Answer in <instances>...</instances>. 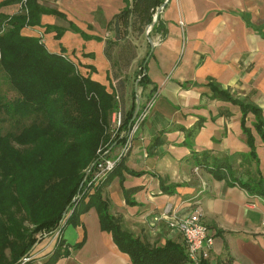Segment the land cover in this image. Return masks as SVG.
<instances>
[{
	"label": "crops",
	"instance_id": "1",
	"mask_svg": "<svg viewBox=\"0 0 264 264\" xmlns=\"http://www.w3.org/2000/svg\"><path fill=\"white\" fill-rule=\"evenodd\" d=\"M37 1L64 13L87 34L102 38L109 33L95 19V11L100 9L108 22L124 6L123 0ZM16 9L7 5L0 12L9 14ZM159 17L165 35L154 34L150 38L152 50L149 48L146 55L148 48L143 44L133 62L135 65L145 58V73L150 80L140 102L154 95L125 158V166L139 175L125 172L122 183L115 177L103 186L109 214L118 217L123 230L156 245L167 239L182 242L168 222L198 206L201 221L213 238L210 264H264V232L260 226L264 196L230 182L235 178L264 181V143L253 128V114L247 113L244 125L254 139L256 161L241 157L248 155L250 147L242 130L240 107L213 97L208 85L215 83L233 97L258 106L264 118V0H167ZM67 20L42 14L41 25L26 32L41 36L50 52L63 48L79 58L80 64L109 69L102 55L103 41L83 39L69 29ZM47 25L64 31L56 39V29L48 31ZM105 75L106 71L91 73L101 83L107 81ZM192 127L194 132L187 137ZM191 150L210 153V161L215 163L225 161L234 175L226 173V178L220 179L205 168L193 167ZM167 206L169 212L163 214ZM59 236L69 253L53 264H131L111 233L101 228L94 207L82 212L79 223L68 225ZM53 239L41 245L26 264H43L49 257L44 254L54 248ZM81 240L80 247L72 248Z\"/></svg>",
	"mask_w": 264,
	"mask_h": 264
},
{
	"label": "trees",
	"instance_id": "2",
	"mask_svg": "<svg viewBox=\"0 0 264 264\" xmlns=\"http://www.w3.org/2000/svg\"><path fill=\"white\" fill-rule=\"evenodd\" d=\"M164 1L123 0L124 6L108 22L97 9L95 19L109 33L105 38L87 34L67 20L64 13L45 8L37 0L0 1V8H17L9 14L0 12V264L28 263L57 231L54 248L44 254L49 257L43 264H53L58 257L68 255L65 240L58 235L68 225H77L80 214L90 207L95 208L101 228L111 233L131 264H195L189 260L183 241L167 239L164 244H150L123 230L118 217L109 214L103 186L115 177L122 183L125 172L139 175L125 166L130 149L97 184L88 186L95 162L100 156L115 158L126 137L120 133H128L136 121V117L132 120L135 99L143 96L150 80L145 73V58L135 65L133 62L143 44L148 54L147 37L165 35L159 15L145 35ZM42 14L67 20L69 29L80 33L83 39L103 41L102 55L109 65L107 85L91 77L93 66L81 64L83 70L77 69L76 58L65 54L63 48L50 52L38 37L26 32L41 25ZM49 28L56 29V39L64 31L47 25L46 30ZM208 85L213 97L240 107L242 130L250 147L248 155L241 157L256 161L254 139L244 125V117L249 112L253 114V128L264 143L261 109L233 97L215 83ZM136 88H140L139 96ZM143 106L144 102H140L137 116ZM114 112L120 113L116 133L111 131ZM194 129L187 131V137ZM209 157L208 152L191 150L193 167L205 168L220 179L226 178V173L229 177L234 175L228 163H215ZM238 181L235 178L230 182L264 196L262 179ZM82 244L83 240L72 248ZM196 264L210 262L207 258Z\"/></svg>",
	"mask_w": 264,
	"mask_h": 264
},
{
	"label": "built area",
	"instance_id": "3",
	"mask_svg": "<svg viewBox=\"0 0 264 264\" xmlns=\"http://www.w3.org/2000/svg\"><path fill=\"white\" fill-rule=\"evenodd\" d=\"M22 3H24V0H22ZM38 38L41 40V36H38ZM153 96L144 102V106L141 108L139 115L136 116V121L132 125L130 131L128 133H120V136H124L126 134V137L121 143L117 156L115 158L108 159H104L100 156L99 160L95 162L88 186L92 188V186L97 184L105 176V174L113 168L114 164L129 151L131 147L132 134L137 129L139 122H141V120H143L149 113L154 100ZM113 114L111 131L116 133L120 126V113L115 112ZM168 211L169 206L164 208L163 214H166ZM168 225L172 230L177 231L181 235L188 258L192 263L196 264L209 257V251L213 245V238L208 235L207 227L201 221V213L198 206H196L192 212L187 215L179 217L173 216L172 219L169 220ZM260 226L264 232V215L261 217ZM58 232L59 231H57L55 235H57Z\"/></svg>",
	"mask_w": 264,
	"mask_h": 264
},
{
	"label": "rangeland",
	"instance_id": "4",
	"mask_svg": "<svg viewBox=\"0 0 264 264\" xmlns=\"http://www.w3.org/2000/svg\"><path fill=\"white\" fill-rule=\"evenodd\" d=\"M49 26H50V25H49ZM67 26H68V25H67ZM86 28H87V27H86ZM51 29H52V28H49L48 31L51 30ZM62 29H64V28H62ZM90 29H91V28H90ZM90 29H89V30H90ZM41 41H42V40H41ZM148 43H149V42H148ZM64 52H65V54H68V53H66V51H64ZM141 52H142V48H139V50H138V57H139V55L141 54ZM74 57H75V56H74ZM74 59H75V58H74ZM75 60L78 62V63L76 64V67H77V69H78V67H81L82 65H81V64L79 63V61H78L79 58L76 57ZM103 68H104V67H97V66H94V69H95V70L92 71V72H94V73H96V72L98 73V72H99L100 74H102V73L104 74V72H105L106 70H103ZM80 69L83 70L82 68H80ZM102 82H103L104 84H106V85H107V83H108L106 80H102ZM113 82H114V84H117V83H116V80L113 81ZM134 85H135V82H134V84H133V87H134ZM135 94H136V96H139V95H140V88H136V89H135ZM114 113H115V112H114ZM112 115H114V114H113V113L111 114V121H112V117H113ZM111 128H112V124H111ZM132 141H133V139H132ZM132 141H131V146H132V144H133ZM88 195H89V194H87V195H85V196L88 198ZM168 212H169V211H168ZM52 238H54V235H53ZM52 240H53V239L50 238V243H51ZM45 242H46V241H45Z\"/></svg>",
	"mask_w": 264,
	"mask_h": 264
},
{
	"label": "water",
	"instance_id": "5",
	"mask_svg": "<svg viewBox=\"0 0 264 264\" xmlns=\"http://www.w3.org/2000/svg\"><path fill=\"white\" fill-rule=\"evenodd\" d=\"M166 2H167V0H165L164 3L156 9L155 14H154V16H153V21H152V23H151L150 26H148V27L146 28V30H145V35H146V36H147V34H148L149 29L151 28V26H152L153 23L155 22L156 18L158 17L160 11L162 10V8L164 7V5H165ZM147 38H148V42H149V46H150V50H152V48H153V42H152V40H151L149 37H147ZM135 85H136V84H135ZM139 107H140V99H139L138 97H136V99H135V107H134V111H133V115H132V120L137 116V113H138V111H139Z\"/></svg>",
	"mask_w": 264,
	"mask_h": 264
}]
</instances>
